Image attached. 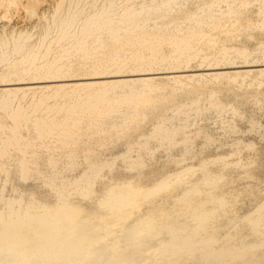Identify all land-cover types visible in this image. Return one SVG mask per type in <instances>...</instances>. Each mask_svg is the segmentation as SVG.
<instances>
[{"label":"bare ground","instance_id":"bare-ground-1","mask_svg":"<svg viewBox=\"0 0 264 264\" xmlns=\"http://www.w3.org/2000/svg\"><path fill=\"white\" fill-rule=\"evenodd\" d=\"M42 1L44 2V0ZM54 2L52 19L42 33L38 49L27 48L30 35L26 33H19L17 36L12 35L11 38L3 34L4 36L0 38V65L8 64L7 66L10 67V72L6 74L8 78L10 76L20 78V82L17 81L16 83L9 79L7 81H11L9 84L3 85V88L0 87L2 89L0 108L12 120L11 125L0 122V175L4 174L5 176L2 182L6 184L9 181L10 172L6 159L15 151L21 156L17 171L19 179L27 180L32 173H36L44 181V185L47 184L48 187L53 189L52 195L55 193L56 200L54 199V201L57 202V205L50 206L48 203L43 202L47 198L42 197L44 198L42 201L36 199L38 195L36 198L31 195L32 197L28 199H25V195L18 196L19 194L17 197L15 195L13 198H5L3 196L4 185L1 184L0 264H180L178 259L182 256L185 259L187 254H191L192 258L197 250L207 252L221 239L203 237L195 240V235L202 232L208 226V223L213 221L219 214V211H223L227 200L225 195L215 194L213 189L203 190L206 195L200 200L193 197L194 194H203L202 188L200 189L196 184L184 191L182 190L180 197L176 198V201L181 205L176 209L177 216H171L164 209L150 211L146 214L141 212L143 215L133 218L132 222L125 224L123 228L121 227V239L119 237H117L119 239L108 238L103 231L114 225H121L143 199L148 200L151 196H155V193L159 194L158 192L170 188L172 184L185 182L189 176H194L198 169L202 171L199 179L201 184L208 187L217 186L228 171L221 176L214 171V173H211L207 169V165L210 162L223 163V167L224 165L225 167L232 165L227 161L226 156L231 155L229 157H232L234 151L229 155H224V157L213 155V157H210L213 159L209 158L210 160H203L204 157L203 159L200 157V160H202L198 164L188 165L187 163L188 166L186 167L175 168V172H165L166 174L160 177L157 182L155 181V184L153 182L152 187L147 189L142 188V184L139 187H134L130 181L132 175L129 181L115 183L114 185L112 183L110 187L105 185L108 181L104 182L108 190L105 188L106 191H102V193L105 192L102 198L100 196L97 201L95 198L90 197L95 190L91 187H93V184L96 186L97 182L95 180L98 181V178L103 177L102 173L106 172V168L110 171L118 158L126 161L128 170L129 168L133 170L132 168L141 169L144 167L145 157L155 155V151L161 147L169 151L173 146L183 145L185 154H188L192 149L194 136L197 138V135L202 133V130H190L189 118L191 115L201 114L206 109H212L216 112L233 111L235 114H239V109L233 106L224 109L219 100L220 98H217V92L209 93L207 103L203 106L198 98L177 102L174 97L175 91L188 86L190 88L193 81L195 86L197 83L202 84V81L206 78L219 81V79L226 77L230 83L243 87L252 73L258 75L257 78L252 80V83L255 81L258 84L262 83L261 77L264 76V64L200 68L196 70H185L183 68L188 67L190 62L194 60L202 65L210 59L218 65L221 62H230L235 57L247 59L251 55L252 51L246 47L228 44H222L216 55L209 54L208 50L219 44L221 33L240 38L242 32H247V37L254 40V46L264 49V0H54ZM39 3L40 0H0V10L2 9L5 12L23 4L36 13V10L39 11L40 9ZM191 4L194 5V8L188 9L187 6ZM16 8L18 9V7ZM254 8L258 18L256 21L251 20V16L248 17L247 14ZM174 12H178L179 15L172 17ZM5 13L7 14L8 11ZM204 27L208 29L204 30ZM150 29H156V31L150 32ZM10 45H12V48H9ZM204 45L210 48H205ZM53 47H56V50L54 56L50 58ZM42 48H44V51L41 50ZM14 56L19 57L15 58ZM74 56L80 60L79 63L76 64L71 61ZM158 67H165L170 71L167 73H165L166 71L162 73L151 72L154 68L158 69ZM74 70H86L92 75L87 78H74L76 80L71 78L72 81L70 79H54L65 74L69 75ZM123 71L139 73L131 74L133 78L130 75V77L127 76V74L117 75V73ZM108 73L116 75H104ZM162 75L166 77L164 78ZM24 76H37L39 79L42 77L46 78L47 81H43V79L42 81L25 82V79L23 80ZM161 78L167 79L168 82L175 85L169 95H156L162 89V86L157 84V81ZM195 80L197 81L196 84ZM67 86L71 87V89L69 87L70 92L62 94V90ZM41 87L53 88L52 94L41 93L42 95L37 97L34 104L29 108L21 107L22 105L19 106V104H17V108L13 106L14 100L20 92L25 95L29 91L33 92L32 90ZM59 96H62V98L67 96V99L60 104L57 103L51 106L48 104L45 107L48 99ZM169 97L174 98L172 99L174 101L173 105L170 103L172 101H165ZM254 101L260 102L256 98ZM168 104L172 105L169 108L171 114H168V107H164ZM41 110H44V115L37 114ZM158 110H161V112L157 115ZM151 117H155L156 122L150 132L144 134L140 141L134 143L128 141L126 151L117 156L115 155L116 157L113 159L97 160V162L89 154L93 151V147H89L83 157L88 166L80 176L69 179L63 175L62 171H58L60 163L63 164L65 169L70 170L74 167L78 157L75 154L76 151L70 148L75 147L84 135L98 136L99 147H104L107 145L106 135H109L108 140L110 141L119 139L126 136L129 130L139 128L142 123L147 122ZM174 121H177V124H174ZM221 124L231 131L237 128L236 125L223 119ZM254 126L252 124L253 128ZM26 128L36 133L34 141L23 135L22 130ZM210 140L212 139L210 138ZM236 143L238 142L236 141ZM246 144L250 148L251 144L250 146H248V143ZM244 145L241 146L246 147ZM38 146H42L50 152L48 164L51 171L49 172H42L29 166L34 156V152L30 153V149ZM256 147H254L255 152ZM234 148L233 150H235ZM56 149L67 151L63 161L54 156L53 151ZM132 152H135L136 155L133 156ZM243 152L242 150L241 154ZM234 154L236 153L234 152ZM255 155L257 156L256 153ZM181 156H184V154ZM247 159L249 160V158ZM230 160L233 159L230 158ZM255 160L254 162H256ZM258 161L264 162L261 159ZM187 162L191 163L192 161ZM254 162L252 165H254ZM238 163L235 162V164ZM174 165L173 167H175ZM235 170L237 171V169ZM162 172L160 169V173ZM231 172L234 171L231 170ZM147 173L144 175L147 176ZM151 173L154 174L153 170ZM151 173L149 176L152 175ZM238 173L240 175V172ZM155 174H157V171ZM139 175L141 177V174ZM114 178H111V180L114 181ZM103 186L102 189L105 187ZM18 192L20 193V190ZM73 192H78L81 195L77 196H81V198L84 196L86 200H88L87 197L96 200L99 209L105 210V213L91 218L90 216L87 217L89 212L87 211L84 212L86 218L84 216L80 218L79 212L81 211L78 207H75L77 205L75 204L76 201L75 206L69 202L71 201L69 200L70 193ZM93 194H95V191ZM28 195L30 196V194ZM71 196L73 195L71 194ZM95 197L98 196L95 195ZM162 201L160 204L163 203ZM96 202L94 203L96 204ZM172 203L175 204L173 200ZM261 203L259 206L257 203L258 207H255L253 211L249 210L250 213H246L242 217V220L248 221L251 228H253V232L261 231L263 219L261 213L264 211V203ZM95 204L93 207L94 210H97ZM153 207L152 209H154ZM150 208L148 207V209ZM226 212L223 214L225 215ZM95 214L94 212V216ZM254 214H257V216L253 217ZM183 215H186L188 223L186 220H180L176 224L170 220L184 218ZM234 226L228 228L232 229ZM160 232H166L169 238L161 242L162 238L158 236L161 238L159 241L161 243L158 242L159 245L155 244L154 247L150 245V248H154V250H150L151 252L146 251L149 248L147 247L148 242H150L148 240ZM183 232L189 233L181 235ZM226 232L228 233L227 230ZM259 236L263 235L260 234ZM158 237L157 239H159ZM259 239L262 242L259 241L257 245L260 246L261 243L262 246L264 239ZM249 245L239 247L236 253L234 252L236 249L221 252L220 250L223 251L222 247L220 250L212 248L207 254L204 252L202 254L199 252V254L202 256L205 254L204 260L208 264H213L215 261L226 260L231 257H237L238 259V257L251 251L253 246Z\"/></svg>","mask_w":264,"mask_h":264},{"label":"rangeland","instance_id":"rangeland-1","mask_svg":"<svg viewBox=\"0 0 264 264\" xmlns=\"http://www.w3.org/2000/svg\"><path fill=\"white\" fill-rule=\"evenodd\" d=\"M42 2L40 0V3H39L40 9H39V11L36 10V13H34L35 11L32 12V10H30L28 6H25L23 4H20V7L16 6V7H18V9L15 7V8H11V10L10 9L6 10V11H8L7 14L5 13L6 11L4 12L1 9L0 10L1 11L0 12V38L4 36L3 34H5L6 37L11 38L12 35L17 36L19 33H26V34L30 35V39L28 41L27 48L28 49H38L40 47V39H41L42 33L44 32V29L47 26V24L52 19L51 15L54 11V5H55L54 0H44V2L43 3ZM25 7H28V8H25ZM187 7H188V9H190V8L193 9L194 5L191 4ZM255 11H256V9L254 8V9H251L247 13L248 17L251 16L250 18H251V20L253 19V21L254 20L256 21L258 19L256 14H255ZM2 12H4L5 14ZM178 15H179L178 12H174V14H172V17H176ZM207 29H208L207 27H204V30H207ZM149 31L155 32L156 29H150ZM240 36H241L240 38H236V37H234V35H226L224 33H221L220 34L221 38L219 40V44L216 47L210 48L207 45H204V47L210 48L211 50L209 49L208 52H210L209 54H213V55H216L219 47L222 44L236 45L239 47H246L250 51H252L251 55H249V57L247 59L235 57L230 62H221L218 65H216L215 61H212L210 59L207 60L202 65L197 60H194V61L190 62L188 67L183 68V69H185V70H196V69H200V68H217V67L219 68V67H229V66L241 67V66H246V65H262V64H264V49L261 47H259V48L255 47L254 46V40L249 39L247 37V32H242ZM9 48H12V45H10ZM41 50L44 51V48H42ZM55 50H56V47H53V51L51 52L50 58L54 56ZM14 57L18 58L19 56H14ZM71 61L76 63V64L80 62V60L76 56H74V58L72 57ZM7 65L8 64H1L0 65V84H1L0 87L1 88H3L2 87L3 85L9 84L11 81H14L16 83H17V81L20 82V80H19L20 78L17 76H10L9 78H8V76H6V74L9 73L11 70L10 67ZM7 68H9V69H7ZM168 71H170V70L166 69L165 67H163V68L158 67V69L154 68L151 72H158V73L165 72V73H167ZM73 72L69 73V75L65 74V75H62V76L54 78V79L55 80H57V79L58 80L59 79L69 80L70 79V81H72L71 78L72 79L77 78V77L87 78L90 75V72H88L86 70H74ZM135 73H139V72L133 73L132 71H123L121 73H117V75H119V74L120 75H126L127 74V76H129V75L131 76V74L133 75ZM104 75L114 76L116 74L108 73V74H104ZM63 76H65V77H63ZM162 76H164V78L166 77L165 75H162ZM35 77H37V76H35ZM35 77L34 76H26L25 77L24 76L23 80L25 79V82H29V81L36 82V81H42L44 79L42 77L40 79H39V77H37L38 79ZM257 77H258V75L256 73H252L248 77V79L246 80V85L243 87H238L236 84L230 83V81L226 77L224 79L222 78L221 80L219 79V81L212 79V78L211 79L206 78L205 80L202 81L203 82L202 84L197 83V85L195 86L193 84L194 83V81H193L192 86H190V88L188 86V87H184L183 89H179V90L175 91L174 97H175L177 102H184V101H189L192 98H194V99L198 98L200 101V104H202L203 106L207 103L208 94L211 92H217V98L218 99L220 98L219 100L222 103V107L224 109L228 108L229 106H233L235 108H238L239 114H235L233 111H227V112H225V111L219 112L218 111V112H216L212 109H206L201 114L191 115V117L189 118V121L191 124L190 130L191 131L202 130V133L200 135H197V138H196V136H194L193 143H192L193 144L192 149L190 150V152L188 154H185V151H184L185 149L183 150L184 147H182L183 145H180V146L176 145L177 147L173 146L174 148L171 147L172 149L170 148L169 151H166V148L161 147L155 151V153H154L155 155L145 157V166L144 167H142L141 169L132 168L133 170H131V168H129V170H128V164L126 163V161H123L122 158H118L116 160L115 165L112 167L114 170L111 168L110 171H108L109 169L106 168L105 169L106 172H104L105 170L103 171L105 174L102 173V175H103V177L105 175V177L104 178L100 177V179H102L103 182H101L102 180L100 181L99 178H98V181L95 180L97 182V183L95 182L96 186H94L95 184H93L94 188L91 187V189H93V190L95 189L94 190L95 194H93L94 191L92 190L93 193H92V195H90V197L95 198L98 201V198L100 196L102 198L103 193H105V192L102 193V191H104V190L106 191V189L108 190V187H110L112 185V183L114 185L115 183L127 182L132 177V175H133V177L131 178L132 180L130 179V181L132 182L134 187H139L142 184L141 187L147 189V188L152 187L151 184L153 182H154L153 184H155L160 179V177H162L167 172H175V170L178 168L181 169V168L186 167L190 164H192V165L198 164L199 161H201L203 159V157H204L203 160H205V159L210 160V159H213V158H210V157H213V155H215V156L218 155V157L219 156L224 157V155L225 156L229 155V153H232L234 151L236 154H234V152H233L232 157H229L231 155L226 156L228 159L227 161L232 163V165H229L227 167H225V165H224V167H223V163H211V162L208 163V165H207V169L211 173L215 172V173H217V174L219 173L221 176H223V175H225L226 171H228L227 172L228 174L226 173L227 176L225 175L222 177V180L218 182L217 186L208 187V186L201 184V182H199V179L201 178L200 176H201L202 171L198 169L194 176H189L186 179L187 182L185 181V182H181V183L172 184L170 188L158 192L159 194L155 193V196L150 197L151 199L150 198H148V200L143 199L140 202V204H138V207H136L132 210V213L128 216V218L121 225H118V226L114 225V226H112L113 228L110 227L108 230L103 231L104 234H106L108 238L119 237L121 239V236H122L121 235L122 234L121 233V230H122L121 227L123 228L125 224L132 222L138 216L149 213L150 211H157L160 209L161 210L164 209L165 211H168L166 213H169L171 216H177L178 213H177L176 209L181 207V205H179V202L176 201V198L180 197V194H182V192L186 188L196 184L200 189L202 188L201 191L203 194H201V195L194 194L193 197H197V199L200 200L201 198L204 197V195H206L205 191H207L209 189H213L214 190L213 192H215V194L225 195V198L227 200V204H226V206H224L225 208L223 209V211L224 212L228 211V212H226L227 214L225 213V215H226L225 216L223 214L224 213L223 211L222 212L219 211V214L217 215L218 217L216 216L213 219V221H210L208 223V226L202 232H198V234L195 235V240H198V239L203 238V237H213V238L216 237L217 239L219 238L221 240L219 242H217L209 250H212V248L220 250V248L223 247L222 248L223 251L220 250L221 252H224V251L230 250V249H233V250L236 249L234 251L236 253L237 250L239 249V247H241V248L247 247V245H249V244H250L249 246H253V248H255V249L252 248L251 251H249L250 253L247 252V254H245L241 257H238V259H237V257H231V258H227L226 259L227 261L225 259L218 260V261H215L213 264H264V246H263L264 240H263V244H262L263 247L261 246V243L259 244L260 246L257 245L259 243V241L262 242V240H260L259 238L264 239V237H263L264 236V234H263L264 233V224H263L264 211L261 213V215H263V219H262V223H261V231L260 232H253V228H251L248 221L242 220V217L244 215H246V213L247 214L250 213L249 210L253 211L254 208L258 207L261 202L264 203V164H263L264 162L261 161L262 162V164H261V162L258 161L260 159L264 160V76L261 77V80H262L261 84H258L257 81L252 83V80L254 78H257ZM32 78H34V79H32ZM131 78H133V76H131ZM134 78H136V77L134 76ZM164 78H161V80L157 81V84L162 86V89H160L158 91V93H156V95L157 94H159L161 96L169 95L170 92L172 91V87L175 86L172 82H168L167 79H164ZM9 79L10 80L12 79V80L10 82H7ZM49 79L51 80V78H49ZM74 80H76V79H74ZM43 81H47L46 78ZM14 82H12V83H14ZM196 82L197 81L195 80V84H196ZM73 83H72V85H73ZM250 83H252V84L249 85ZM203 85H205V86H203ZM69 87L70 86L65 87L62 90V94H66L67 92H70L71 87H70V89H69ZM49 88L41 87V88L32 90L33 92H31V91H29L28 93L26 92L27 94H25V95H24V93L20 92L17 95V98L14 100L13 106L17 108V104H19V106L22 105L21 107L29 108L30 106H32L34 104L36 98L39 97L40 95L52 94L53 88H51V87H49ZM1 90L2 89H0V97L2 96ZM33 97H34V99H33ZM66 97L67 96H65L63 98H62V96H59L57 98L51 97L50 98L51 100L48 99L47 103L45 104V107L48 104H49V106L57 104V103L60 104L67 99ZM255 98L257 100H259L260 102L258 103L256 101H254ZM172 99H174V98L169 97L168 100L166 99L165 101H172ZM170 103L173 105L174 101H172ZM170 105L168 104L167 106L166 105L164 106V107H168V114H171V110L169 108L172 105L171 106ZM160 112H161V110H158L156 114L158 115ZM37 114L38 115H44V110H41ZM60 116H62V115H60ZM222 119L226 120V122H228V123L236 125V127H237L236 130L231 131L229 129L224 128V125L221 124ZM214 120H215V122H214ZM0 122L6 123L8 125L12 124L11 118L2 110V108H0ZM155 122H156L155 117H151L147 120V122L142 123L139 128L131 129V130H129L128 134H126V136H123L119 139H112L113 141L108 140L109 135H106L105 140H106L107 145L104 147H102V146L99 147V145H98L99 144L98 143L99 137L98 136H92L90 134L84 135L83 139L75 147L70 148V149L76 151L75 154L78 157L76 162H75L74 167L70 170L65 169L63 164L61 165V163H60L58 165V169H59L58 171H62L63 175L69 179H73L72 177L75 178L76 176L77 177L80 176L85 171V169L87 168L86 166H88L87 162L83 159V157H84V155H85V153L89 147L90 148L93 147L92 148L93 151H91L89 154L91 155V157L94 160H96V161L97 160L98 161L111 160L114 157H116L117 155L126 151L128 141L131 143H134L136 141H140L144 134H148L150 132V130L152 129L153 124ZM257 123H260V124H257ZM174 124H177V121H174ZM252 124L255 125L254 128L252 127ZM22 133L24 136H26L31 141H34L36 138V133L30 129H28V130H27V128L23 129ZM207 135L211 136L210 138L212 140H210V138H208L209 136H207ZM206 136H207V138H206ZM207 140H208V142H207ZM236 141L238 143H236ZM240 141H241V143H240ZM246 143H248V146H250V144H251L250 148L247 147ZM243 144H245L244 146H246L247 149H246V147L241 146ZM253 144L254 145L256 144V145L254 146ZM234 145H236V146H234ZM238 146H240V147L238 148ZM254 147H256V149H257L256 152L254 150L255 149ZM233 148L235 150L238 148V150H236L237 152L235 150H233ZM239 149L241 150V152ZM258 149H259V151H258ZM242 150L244 151L243 154H241ZM33 152H34L33 160H31V164L29 166L33 169L37 168L42 172L51 171L49 164H48V157L50 155V152H48L42 146L31 148L30 153H33ZM66 152L67 151L64 149H56L53 151V154L57 159H59L60 161H63V158H64ZM132 153H133V156L136 155L135 152H132ZM255 153L257 154V156L255 155ZM183 154L185 157L181 156ZM238 154H240V155H238ZM259 154H260V156L261 155L262 156L260 157ZM250 155H251V158H250ZM191 156L194 158H192ZM195 156L197 157V159ZM215 156H214V158H215ZM245 156H246V158H245ZM20 157L21 156L17 152L13 151L11 156L8 159H6L7 160L6 161L7 166H8L10 173H9V181L6 184H3V182H2L5 178L4 174L0 175V177H1L0 178V187L2 185H4L3 196L5 198H7V197L13 198L15 195L17 197V195L19 194L18 196L25 195V199H28V198L32 197L31 195L35 196V198L38 195L36 199H39L42 201V199L47 198V200H45V201L43 200V202L48 203L50 206L57 205L56 204L57 202L54 201V199L56 200V197L54 196L55 193L52 195V192H54L53 189L51 187H48L47 184L44 185L45 184V183L43 184L44 181L42 179H40L36 173H32L31 177L27 180L19 179L17 171H18V162H19ZM149 157H151V158H149ZM200 157L202 158L201 160H200ZM262 157H263V159H262ZM230 158H232L234 160V164H233V160L231 161ZM235 158H236V160H235ZM247 158H249V160L253 161V162H254V159H256L255 160L256 162H254V165H252L253 162L250 163V161ZM252 158H254V159H252ZM239 159H241V160L239 161ZM184 160H186L185 161L186 163L183 162ZM117 161L121 162V163L118 164ZM187 161H192V162L190 163ZM235 162H239V163L235 164ZM147 163H149V164H147ZM172 163L179 165V166L176 167V165L173 164L175 166V167H173ZM187 163H188V165H187ZM151 164H153V165H151ZM214 164H216V165H214ZM117 165H118V167L116 168ZM242 165H243V167H242ZM146 166L147 167L149 166L148 170H147ZM256 167H258L257 168L258 170L256 169ZM234 168L237 169V171ZM249 168H250V170L248 171ZM144 169H145V171H144ZM160 169H161V172L163 170L162 173H160ZM218 169H220V170L222 169V170L220 171ZM230 169L234 172H231ZM146 170L148 171V173ZM152 170H153L154 174L151 173ZM156 171H157V174H155ZM111 172H112V174H111ZM138 172H140V173H138ZM238 172H240V175ZM244 172H247V173H244ZM145 173H147V176L144 175ZM150 173L152 175L149 176ZM135 174H136V176H135ZM139 174H141V177ZM245 174L246 175L248 174L247 177ZM2 176H4V177H2ZM119 176H121V177H119ZM113 177H115L116 179L119 177L120 179L118 178L116 180L114 178V181H112L113 179L111 180V178H113ZM122 177H125L126 179L125 178L122 179ZM127 177H129V178H127ZM146 177H148V178L146 179ZM154 177L156 178V180ZM104 182L105 183L107 182V184H105ZM100 183H102V184H100ZM134 183H136V184L134 185ZM148 183H150V184H148ZM104 184L107 185L108 187L105 186ZM102 186L104 187L103 189H102ZM18 190H20V193L18 192ZM203 190H205V191H203ZM26 191H27V193H25ZM21 192L24 194H22ZM96 192H98V193H96ZM161 192H162V195H161ZM170 192H172V193H170ZM46 193L48 194V197H50V198L47 197ZM75 193L76 192L70 193L69 200H71V201H69V202L71 204L73 203L72 204L73 206H75V204H77L75 207H78V209H80V211H81V212H79L80 218H82L81 216H84L86 218L85 213L87 211L90 212V215H89V212L87 213V215H88L87 217L90 216L91 218L98 217L99 215L105 213V210L99 209V206L97 204L98 202H96V200L94 201V199H89L90 197H87L88 200H86V197L83 196L84 197V199H83V197L81 198V196L80 197L77 196V195H81V194H78V192L76 194ZM28 194H30V196ZM71 194L73 196H71ZM10 195H12V196H10ZM95 195H97L98 197L96 198ZM175 196H177V197H175ZM42 197H44V198H42ZM51 197H54V198H51ZM165 198H166V200H165ZM48 199H53V200H48ZM170 199H172L175 202V204L172 203V200H170ZM90 200H92V201H90ZM75 201H76V203H75ZM161 201L163 203L160 204ZM164 201H165V203H164ZM49 202H53V203H49ZM88 202L91 205H89ZM94 202H96V204ZM168 202H170V203H168ZM257 203H258V206H257ZM94 204L96 207L95 209H97L99 212L97 210H94V207H93ZM87 205H89V206L87 207ZM162 205H163V207H162ZM82 206L85 207L84 208L85 210L83 209ZM90 206H91V209H90ZM153 206H156V207H153ZM173 206H175L176 208H174ZM207 206H208V204H207ZM148 207L149 208L151 207V208L148 209ZM152 207L154 209H152ZM229 208H230V210H229ZM144 210H146V211H144ZM96 211L100 214H98ZM94 212L96 213L95 216H94ZM183 216L185 219L182 217L180 219L176 218L175 219L176 221L172 220V219H170V220L174 221V223H176V224L179 223L180 220H182V221L186 220V222H187L188 219H186V215H183ZM256 216H257V214H254L253 217H256ZM236 222H238V223H236ZM212 223H214V224H212ZM235 223L238 224L239 226L238 225L234 226V225H236ZM218 224H220V225H218ZM223 224H224L225 228H224ZM232 226H234L232 229L228 228V227H232ZM212 228H213V230H212ZM226 230L228 231V233L227 232L225 233ZM112 232H113V234H112ZM186 233H189V232H183L181 235H184ZM259 233L262 234L263 236H259L260 235ZM158 234L153 236L152 239L148 240V241H150V242H148V245H147V247H149V248H147L146 251L149 252L152 249L154 250V248L151 249L150 247L151 246L154 247L155 244H158V242L161 240V238H162L161 242L164 240H167L169 238V235H167L166 232H163V233L160 232ZM198 235L199 236L201 235V237H199ZM255 235L256 236L258 235V236L256 237ZM156 236L157 237L161 236V238L158 237L159 239H157ZM245 236H247V237H245ZM119 238H117V239H119ZM256 238H258V239H256ZM161 242H159V243H161ZM251 243H253V244H251ZM254 243H256V244H254ZM158 245H156V246H158ZM233 245L235 247H232ZM255 246H258V247H255ZM257 248H259V249H257ZM209 250L207 252L197 250L194 252V255L192 254L193 255L192 258H191V254H189V255L187 254L188 258L190 257L189 259L187 258V256L185 257V259H184V256H182V258L180 257L178 260H179L180 264H208V262L204 260V255L209 253ZM199 252L201 254L204 252L205 254L202 256L201 254H199Z\"/></svg>","mask_w":264,"mask_h":264}]
</instances>
